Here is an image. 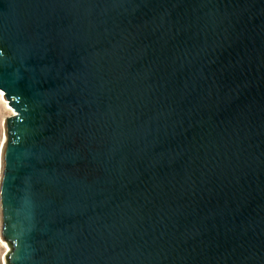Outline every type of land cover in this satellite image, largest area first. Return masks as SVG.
<instances>
[{
  "label": "water",
  "instance_id": "95a60500",
  "mask_svg": "<svg viewBox=\"0 0 264 264\" xmlns=\"http://www.w3.org/2000/svg\"><path fill=\"white\" fill-rule=\"evenodd\" d=\"M7 264H264V0H0Z\"/></svg>",
  "mask_w": 264,
  "mask_h": 264
},
{
  "label": "rangeland",
  "instance_id": "374dc122",
  "mask_svg": "<svg viewBox=\"0 0 264 264\" xmlns=\"http://www.w3.org/2000/svg\"><path fill=\"white\" fill-rule=\"evenodd\" d=\"M11 114L10 110L7 109L4 103L0 99V172H1V163H2V150H3V143H4V118ZM1 218V217H0ZM1 239L8 245V249L5 245L0 242V264H7V255L11 249L9 243L5 241L2 237Z\"/></svg>",
  "mask_w": 264,
  "mask_h": 264
},
{
  "label": "bare ground",
  "instance_id": "6f19581e",
  "mask_svg": "<svg viewBox=\"0 0 264 264\" xmlns=\"http://www.w3.org/2000/svg\"><path fill=\"white\" fill-rule=\"evenodd\" d=\"M0 99L4 103L5 107L10 110V113L11 114L15 113L14 109L9 105V102L7 100H5V98H4V92L1 89H0ZM1 237L2 236H1V225H0V242L3 245H5L7 247V249H8V245H6V243L1 239Z\"/></svg>",
  "mask_w": 264,
  "mask_h": 264
}]
</instances>
